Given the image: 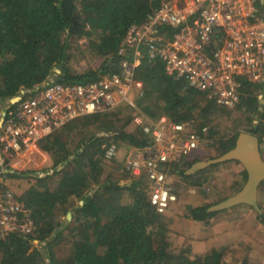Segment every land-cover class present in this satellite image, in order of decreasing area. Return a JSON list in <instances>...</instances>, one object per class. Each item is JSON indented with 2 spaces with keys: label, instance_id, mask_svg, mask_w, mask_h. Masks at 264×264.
<instances>
[{
  "label": "trees",
  "instance_id": "16d2710c",
  "mask_svg": "<svg viewBox=\"0 0 264 264\" xmlns=\"http://www.w3.org/2000/svg\"><path fill=\"white\" fill-rule=\"evenodd\" d=\"M158 5V0H0V112L9 104L16 105L13 99L22 90L32 89L50 76L65 84L87 83L117 70L120 46L129 27L142 22ZM75 46L99 57L100 68H73L70 62ZM143 49L145 56L136 76L143 81L144 92L136 96L135 106L125 104L113 111L76 118L33 145L29 151L44 152L50 158L37 161L44 164V175L36 166L19 169L6 159L2 189L13 192L24 205L33 229L1 237L0 264H228L225 249L197 254L190 246L175 247L170 236L172 220L166 215L168 210L160 213L151 203L152 184L147 176L127 171L126 155L122 163L118 157L107 160L104 145L116 143L129 150L151 144L150 134L140 124L134 125L137 112L152 121L166 115L172 121L193 119L203 126L215 123L219 113L226 116L237 109L243 111L248 126L235 127L230 136L217 140L218 157L235 147L242 132L257 135L261 147L262 87L244 81L241 102L228 109L186 79L169 75L165 63L150 60ZM215 133L212 127L211 136ZM197 151L171 169L194 185L202 184L200 175L205 172L186 173L202 160L193 156ZM247 179L244 169V181L233 185L232 195ZM232 195L188 205L186 216L208 222L226 210L210 212L209 208ZM261 213L259 220L264 224ZM64 243L71 252L59 257L56 247Z\"/></svg>",
  "mask_w": 264,
  "mask_h": 264
},
{
  "label": "built area",
  "instance_id": "2783aa9c",
  "mask_svg": "<svg viewBox=\"0 0 264 264\" xmlns=\"http://www.w3.org/2000/svg\"><path fill=\"white\" fill-rule=\"evenodd\" d=\"M144 20L132 24L123 39L117 70L87 83H61L54 76L32 89L22 90L16 105L0 112V239L8 232L30 233L33 222L13 192L2 189L6 159L22 152L71 120L121 105L135 106L144 83L136 76L145 56L160 59L166 71L204 91L218 105L234 109L241 102L242 85H260L264 102V0H158ZM152 143L131 148L125 168L146 175L152 184L151 203L160 213L179 199L171 169L206 143L208 125L172 121L162 115L155 121L136 117ZM213 142V140H210ZM105 158L120 154L116 143L104 145Z\"/></svg>",
  "mask_w": 264,
  "mask_h": 264
},
{
  "label": "rangeland",
  "instance_id": "374dc122",
  "mask_svg": "<svg viewBox=\"0 0 264 264\" xmlns=\"http://www.w3.org/2000/svg\"><path fill=\"white\" fill-rule=\"evenodd\" d=\"M70 63L73 68L78 70H82L83 68H95L98 70L102 60L93 53L90 54L88 51H85L83 48L76 49L75 46ZM56 70L57 72L60 71L58 68ZM219 116L221 117H219L215 123L212 122L209 125L207 124L210 129L213 127V129L216 130L215 136L212 137L211 134H209L206 143L199 148L201 152L198 153L197 151L193 156L197 155L205 161L218 157L219 154L216 150L217 140L224 135L230 136L233 132L232 129L235 127L245 129L248 126V124L244 122L245 115L241 110L235 109L226 116H222V113H219ZM136 117H142L147 121H152L150 117L142 112H137V114H135V118ZM192 120L193 119H191V121ZM194 121L198 123L196 120ZM134 125H136L135 119ZM210 140H213V142H210ZM262 141L261 147L264 156V136ZM127 152L128 150L123 147L120 149V154L118 156L119 162L122 163ZM29 163H32L30 164L31 167L32 165L37 166V164H33V161H29ZM119 170L123 169L119 168ZM243 170V164L236 160L219 163L216 166L211 165L205 168V172L200 175L203 182L198 185L185 182L177 173H173V180L178 187L179 201L172 204L166 212V215L172 220L171 227L173 228V233L170 236L172 237V244L175 247L190 246L197 254L206 253L212 248L225 249L224 260L228 264H264V224L259 220L260 213L252 206L247 204L237 205L240 206V208H234L237 206L231 207L229 208L230 210L226 209L215 217L217 218L223 215V213H234L232 211H237L241 209V207H244V209H246L244 211L246 212H241L236 217H232L236 220H229L224 223L218 222L216 225H210L206 221H197L193 226L185 227L181 225L182 231L180 230L182 221H188V223L191 221L194 223L191 218L186 216L185 209L188 205L197 206L203 203L216 201L220 196L232 195L234 192L233 185L235 183L241 184L244 181ZM43 171L44 172H40V175L46 174V171ZM51 172L52 171H50V173ZM258 200L262 206V213H264V185L261 188ZM202 222L205 223L202 224ZM222 224L226 225L219 230L217 227ZM209 225L210 227L206 229ZM227 226L233 229L239 228L240 231L247 230L246 236L241 234L243 235L241 239L234 238V235L225 238L224 234L228 230ZM56 250L59 257L67 256L71 252L69 245L65 243L56 247Z\"/></svg>",
  "mask_w": 264,
  "mask_h": 264
},
{
  "label": "water",
  "instance_id": "95a60500",
  "mask_svg": "<svg viewBox=\"0 0 264 264\" xmlns=\"http://www.w3.org/2000/svg\"><path fill=\"white\" fill-rule=\"evenodd\" d=\"M20 96L15 99L18 100ZM2 118L0 127L2 126ZM236 160L243 164L248 173V179L243 188L236 194L214 204L209 208L210 212L221 211L239 204H247L254 207L259 213L262 209L259 205L258 190L264 181V158L261 152L260 139L257 135L249 132H242L237 138L234 148L225 154L194 163L187 171V174H195L197 171L205 169L213 164ZM68 219L72 218V213L68 212Z\"/></svg>",
  "mask_w": 264,
  "mask_h": 264
},
{
  "label": "crops",
  "instance_id": "0c3cea01",
  "mask_svg": "<svg viewBox=\"0 0 264 264\" xmlns=\"http://www.w3.org/2000/svg\"><path fill=\"white\" fill-rule=\"evenodd\" d=\"M261 149H262V147H261ZM199 152H201V151H199V149H198V153ZM262 154H263V150H262ZM192 158V157H191ZM263 158H264V156H263ZM49 157L47 158V156H46V154L43 152V153H41V152H38V151H35V150H26V151H24V152H22L21 154H19L16 158H14L13 160H11V163H10V166H13V167H15V168H19V169H32V168H35V166L34 165H32V167L30 166V164H32V163H29V161H33V164H37V168H35V169H37L38 171H40V172H44L43 171V165L44 164H38V162L37 161H49ZM227 162V161H226ZM46 165H47V162H46ZM214 165V164H213ZM245 169V168H244ZM246 183V182H245ZM245 185V184H244ZM264 185V183H261V185H260V187H259V190H258V198H259V193H260V191H261V188H262V186ZM243 188V187H242ZM234 208H240V206H237V207H234ZM230 210V209H229ZM238 210H242V211H238ZM237 211H232V212H234V213H223V215H221V216H218L217 218H211V219H209L208 220V222L207 223H209L210 225H216V223H218V222H221V223H224V222H227V221H229V220H236V219H233L232 217L234 216V217H236L237 215H239L241 212H246V211H244V210H246V209H244V207H241V209H238ZM232 219H231V218ZM255 218V217H254ZM193 220V219H192ZM193 222L194 223H192L191 221L188 223V221H182L181 222V224H180V230L182 231V229H181V225H184L185 227L186 226H193V225H195V223L197 222L196 220H193ZM205 222H202V224H204ZM221 223H219V224H221ZM210 225L209 226H207L206 227V229H208L209 227H210ZM226 224H222V225H217L218 227V229L220 230L222 227H224ZM253 225H254V223H253ZM236 226H237V224H236ZM228 227V230H227V232H225V234H224V237L225 238H227V236H231V235H234V238H239V239H241V237L244 235V236H246V233H247V230H239V228L237 229H233V228H229L230 226H227ZM216 229V228H215ZM236 231V232H235ZM237 231H238V233H237ZM241 234H243V235H241ZM249 234V233H248ZM239 235V236H238ZM37 241H35V243H36ZM211 243V242H210ZM36 244H38V242L36 243ZM218 245H220L219 243H217Z\"/></svg>",
  "mask_w": 264,
  "mask_h": 264
}]
</instances>
